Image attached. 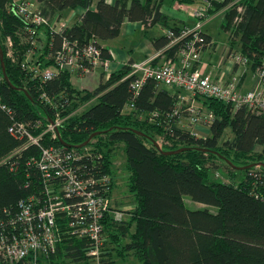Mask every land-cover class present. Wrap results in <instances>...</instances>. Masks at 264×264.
I'll list each match as a JSON object with an SVG mask.
<instances>
[{"label":"trees","instance_id":"obj_1","mask_svg":"<svg viewBox=\"0 0 264 264\" xmlns=\"http://www.w3.org/2000/svg\"><path fill=\"white\" fill-rule=\"evenodd\" d=\"M172 1L189 5L196 0ZM233 1H212L209 14L225 11L221 29L229 34L230 48L238 45L256 70L264 60V0ZM25 2L0 0V46L9 81L2 76L0 99L11 111L0 109V217L15 215L21 200L45 199L44 180L30 164L39 156L40 146L29 145L13 154L25 138L15 137L8 128L13 122L22 123L37 134L57 117L63 119L57 137L45 133L41 145L81 151L83 147L77 146L98 132L84 146L90 156L75 163L81 177H112L115 148L123 145L126 187L134 207L120 220L105 216L99 264H117V259L127 256L140 264H264V110L245 105L234 108L218 99L198 97L213 117L206 124L209 135L203 137L177 126L180 116H186L174 113L179 109L177 92L153 80L136 92L132 89L134 76L126 77L131 62L107 77L102 73L93 90L76 89L71 74L54 62L63 41L80 50L92 42L101 47L102 58L109 59L100 42L115 38L124 22L138 21L145 29L158 22L165 24L159 4L156 0H114L113 4L106 0H36L35 12L46 20L65 9L85 10L62 33L49 26L35 27H44L46 32V42L38 49L37 37L29 32L32 26L16 10ZM237 6L242 8L239 13ZM170 30L175 36L181 31ZM200 35L201 50L213 46L203 30ZM188 37L171 44L165 33L153 39L152 46L166 48V57L173 59ZM7 38L12 43L11 57L6 55ZM37 52L36 70L51 68L50 79L21 67L28 53ZM91 101L95 103L85 108ZM226 130L229 136L221 140ZM158 137H163L160 150L153 144ZM256 146L261 150L255 151ZM181 148L185 150L163 153ZM215 159L223 162L227 181L209 177V171L217 167ZM184 197L205 208H187ZM57 226L55 251L39 258L38 264H91L87 240L71 235L65 218H57Z\"/></svg>","mask_w":264,"mask_h":264},{"label":"built area","instance_id":"obj_2","mask_svg":"<svg viewBox=\"0 0 264 264\" xmlns=\"http://www.w3.org/2000/svg\"><path fill=\"white\" fill-rule=\"evenodd\" d=\"M212 1L204 0L200 6L191 7L188 13L195 19L190 28L180 31L175 36L169 30L167 35L171 38V44L189 36L186 43L178 50L176 62L169 61L165 64L152 65L148 61L138 64H130L128 76H134L131 84L136 92L147 80H153L157 84L173 86L179 90L186 91L191 98L201 96L214 98L224 103L231 104L234 108L245 105L256 111L264 110V60L259 66L257 76L263 90L241 92L237 88L235 80L226 82L212 81L208 76L193 70L192 66L199 62V49L203 45L200 33L203 30V21L209 17ZM17 13L30 26L29 32L34 38L38 36L35 27L49 26L51 30L62 33L66 25L63 22H52L41 17L32 9L28 2L19 4ZM241 6H237V12H241ZM7 56L11 57L12 43L6 39ZM233 60L237 63H248L245 56L234 54ZM38 54L28 53L21 63L22 68L30 69L37 75L41 72L43 80L53 76V70L46 68L37 72L36 58ZM58 69H65L70 74L85 76L91 74L97 68L107 67L108 60L101 56V47L88 42L81 50L77 46L63 41L62 48L54 57ZM2 73L0 71V84ZM183 99V96H178ZM0 109L11 114V111L1 102ZM184 112L189 117V124H208L212 114L203 112L196 105L179 107L174 112ZM63 119L55 118L49 120L45 129L37 134H32L30 129L22 124L13 122L8 131L19 139H24L22 146L13 151L20 152L29 145L40 146V154L30 160L44 180V200L31 196L21 200L17 204L16 214L5 218L0 217V264H38L41 257H46L55 251L58 241L57 218H65L71 235L87 240V254L92 257L91 264H99L103 253V220L110 215L115 220L123 218V211L111 202L112 177L110 175H94L81 177L75 169V163L82 157L90 156L88 148L83 147L81 151L74 148H61L52 145H41L42 136L50 133L54 139L58 134V127ZM33 128V127H32Z\"/></svg>","mask_w":264,"mask_h":264},{"label":"crops","instance_id":"obj_3","mask_svg":"<svg viewBox=\"0 0 264 264\" xmlns=\"http://www.w3.org/2000/svg\"><path fill=\"white\" fill-rule=\"evenodd\" d=\"M12 1L17 2L18 0H12ZM106 1L109 4L114 3V0H106ZM156 1H157V4H159V12L165 17L166 23L164 24V23L158 22V23H155L154 25L145 29L143 27V25L138 21L137 22H124L121 25L119 33L115 38L100 42V45L110 55V58L107 59L108 60L107 67L97 68L91 74H87V75H92L94 72L97 71L98 72V83H99L102 73H104L105 77H107L110 73L118 71L121 67H123L124 65H126L127 63H130V62L132 63V62L148 61V62H151L152 64H162V63H166L169 61H174V62L177 61V59H178L177 55H175L173 59L166 57L165 51L167 49L166 48L155 49L152 46V41H153V39H155L157 37L165 35L166 31L168 29H170V27L179 28V30H184L186 28L191 27L194 24L195 19L189 15L188 9L191 7L200 6L202 4V0H196L193 4H189V5L178 3V2L172 1V0H170L169 4H164L165 0H161L160 2L158 0H156ZM28 3L30 4V6L32 7L33 10L37 9L36 0H28ZM191 5H193V6H191ZM92 8H94V4H93ZM84 11L85 10L83 8H80V7H77L74 9H65L61 13L53 16L51 21L52 22H58V23L63 22V23H65L66 27H69L79 16H81L84 13ZM186 15L188 17H191L193 20L189 21ZM214 17H220L221 18V21H220V28H221V22L223 19V15H219V12L213 13L208 18L207 21H209L211 18H214ZM150 28H158V29H157V32L151 33ZM159 29L161 30V32H159L160 31ZM137 32H139L140 35H143V37L146 38L144 42H142L141 40L136 41L134 43V46L129 47V49H127V51H124L123 47H120V49L116 48L115 41L118 38H121L123 40H127V38H131V36L136 34ZM204 33H206V32L204 31ZM206 34L208 35V33H206ZM211 40L213 41L212 37H211ZM45 42H46V32H45V28L43 27V28H40L38 30V36H37V41L35 43V46L38 49H42ZM137 44H139V48L143 52V57L140 58L139 60H137L133 57V51H134V49L137 48ZM228 44H229V40H228ZM214 49H215V42H214L213 46L202 50V55H203V53L206 54L205 61L200 60L199 63H195L192 66V69L199 70L202 74L210 76L215 81L226 82V81H229L231 79L236 80V83L242 92L260 90L261 86L259 84V79H258L257 75L255 74V70H253L251 67L249 70H246V68H243L242 66L234 65L233 62H231L229 59L225 58L224 54L222 55L221 59L217 63L213 62L212 51ZM227 49L234 50L233 48H230V45H229L228 47L227 46L224 47L223 52L227 53L228 52ZM236 49L239 50L237 47L235 48V50ZM72 75H75V74H71L70 76H72ZM87 75L78 76V77L84 78ZM75 76H77V75H75ZM82 89L93 90L94 88L93 89L81 88V90ZM168 90L171 92H177L178 106L181 108L185 107L186 105H191V104L199 106V107H203V105L199 99L191 98L189 96V94L186 92H183L180 90H175V89H168ZM179 95L180 96L183 95L184 100H180L178 98ZM187 125H188L187 117L185 115L184 116L181 115L179 118V121L177 123V126L180 128L186 129V127L189 126V125L188 126ZM190 128L198 136L205 137V136L209 135V128L206 124H201V126H199V125L191 126ZM254 150L260 151L261 147L256 146L254 148ZM118 204H119V202L117 203V207H121V209L122 208L128 209L129 207H132V208L134 207L133 202H132V205H127V206L118 205ZM200 205H202V204H200ZM202 206H204V205H202ZM203 208H205V207H203ZM135 260L136 259L133 256H127L124 259H117L116 262H117V264H136Z\"/></svg>","mask_w":264,"mask_h":264},{"label":"rangeland","instance_id":"obj_4","mask_svg":"<svg viewBox=\"0 0 264 264\" xmlns=\"http://www.w3.org/2000/svg\"><path fill=\"white\" fill-rule=\"evenodd\" d=\"M169 2H170V0H165L164 4H169ZM237 2H239V0H234L232 3L236 4ZM191 6H193V5H191ZM218 12H219V15H223V13L225 11L222 9V10H219ZM211 15L212 14H209V17ZM187 18H188L189 21L193 20L191 17L187 16ZM208 18L203 21V31L208 33V35H210L212 37L213 41L215 42V49L212 51V60H213V62L217 63L221 59L222 55L224 54L225 58H227L231 62H233L234 65L242 66L243 68H246V70H249L250 69L249 60H248V63H245V64L237 63V62H235L233 60L232 56H235L234 54L242 55L239 50H237V49L235 50V48H233L234 50L227 49V51H228L227 53L223 52L224 47H226V46L228 47L229 46V44H228L229 34H228V32H225L224 30H222L220 28L221 18L220 17H214V18H211L209 21H207ZM157 29L158 28H150V32L151 33H155V32H157ZM169 30L170 29H168L166 31V34H167V32ZM159 32H161V30ZM139 35H140V33L137 32L136 34L132 35L131 38H127V40H123L121 38H118L115 41L116 48L120 49V47H123V50L127 51V49H129V47L134 46V43L136 41L141 40L142 42H144L146 38H144L143 35H140V36ZM237 47H238V45H237ZM37 54H39V53L37 52ZM133 57L135 59H137V60H139L140 58L143 57V52L140 50L139 44H137V48L134 49V51H133ZM199 57H200L199 62H200V60L205 61L206 54L203 53V55H202V50L201 49H199ZM199 62H197V63H199ZM138 63H140V62H132V64H138ZM149 63H151V62H149ZM162 64H165V63H162ZM152 65H159V64H152ZM193 70H195V69H193ZM255 74L257 75V71L256 70H255ZM206 76H208V75H206ZM208 77L212 81H215L210 76H208ZM70 82L75 88L80 89V90H81V88L93 89V88L96 87V85L98 83V72L96 71L92 75H87L84 78H80L78 76L72 75V76H70ZM215 82H219V81H215ZM220 82L222 83L223 81H220ZM235 82H236V80H235ZM158 86L159 87H165V88H168V89L179 90L178 88L173 87V86H164V85H161V84H158ZM237 88L239 89L238 85H237ZM263 88L261 87L260 90H263ZM180 91H182V90H180ZM239 91H241V90L239 89ZM183 92H186V91H183ZM186 93H188V92H186ZM198 97H201V96L198 95V96H195L193 98L196 99ZM201 98H203V97H201ZM182 100H184V97H183ZM94 103H95V101L89 102L87 104V106H85V108L93 105ZM191 105H193V104H191ZM186 106H188V105H186ZM185 107H182V108H185ZM201 108H202L203 112H207L206 110H204L205 109L204 106L201 107ZM187 120H188V125L189 126L187 125L188 127H186V129L190 130L191 132H193L191 130V128H190L191 126H196V125L201 126V124H202V123H197V124L191 125V124H189V117L187 118ZM228 131L229 130H226L224 132L221 140H224L226 137L229 136ZM156 140H157V143H158V145L160 147V143L163 142V137L162 138L158 137ZM214 164H216L217 167L213 168V169H211L209 171V177L213 178V179H219V180H222V181H227L228 180V175H227L228 172L225 169L223 162L221 160L215 159ZM111 170H112V178H113V185H112V188H111L112 193H111V196H110L112 205L113 206H117L118 202H119L118 205H125V206L132 205V202H133L132 195L128 192L127 187H126L128 172H127V170L125 168V154H124V149H123V145L122 144H119V146L117 148H115L114 155L112 157ZM184 203L187 206V208H189V209H200V208L204 207V206L200 205V203H197V202H194V201L190 200L189 197H184ZM119 208H121V207H119ZM122 209H123L122 211L124 213L123 214V218H126L127 217L126 212L128 210H131L132 207H129L128 209L127 208H122ZM209 209L211 211L215 210L214 208H209ZM91 262H93V261H91ZM135 262H136V264H139L138 261L135 260ZM69 264H74V263H69Z\"/></svg>","mask_w":264,"mask_h":264},{"label":"water","instance_id":"obj_5","mask_svg":"<svg viewBox=\"0 0 264 264\" xmlns=\"http://www.w3.org/2000/svg\"><path fill=\"white\" fill-rule=\"evenodd\" d=\"M0 69H1V73H2V76H3V79H4V81L6 82V83H8L9 84V81H8V79H7V76H6V74H5V69H4V63H3V52H2V49H1V46H0ZM138 134H142V133H140V132H138V131H136ZM98 132H96V133H94V134H92V135H90L89 137H88V139L86 140V141H84L83 143H81L80 145H78L77 146V148H82V147H84V146H86L87 144H88V142L97 134ZM64 146H66L63 142H61ZM153 144H154V146L156 147V148H158L159 150H160V147H159V145H158V143L157 142H153ZM183 150H185V148H181V149H178V150H174V151H167V152H163L164 154H166V155H171V154H175V153H179V152H181V151H183Z\"/></svg>","mask_w":264,"mask_h":264}]
</instances>
